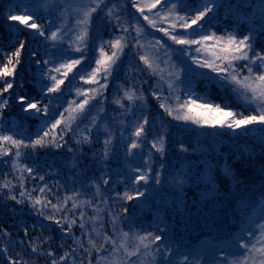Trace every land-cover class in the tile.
I'll list each match as a JSON object with an SVG mask.
<instances>
[{
	"label": "snow or ice",
	"instance_id": "obj_1",
	"mask_svg": "<svg viewBox=\"0 0 264 264\" xmlns=\"http://www.w3.org/2000/svg\"><path fill=\"white\" fill-rule=\"evenodd\" d=\"M130 3L138 14V17L130 18L131 22L125 7L113 0H86L75 7L65 4L59 13H55V9L60 6L59 0H47L40 7L45 12L55 14L49 16L43 25L37 23L40 17L27 5H17L7 12V21L23 25L42 39L43 53L32 50L29 56L33 65L43 66L45 70L39 79L33 78L38 88L37 99L23 91V80L17 83L27 39H21L18 46L10 52H0L4 57V62L0 64V122L10 104L15 103L24 114V119L40 118L42 128L34 136L21 135L17 138V134L0 127V161L7 164L8 159L11 160V173H4L5 178L0 181V202L5 200L3 193L6 190L7 200L14 201L16 205H27L36 215L54 223L62 237L72 238L75 247H69L59 255L52 250L50 238L42 233L29 240L27 247L30 254L36 257L44 255L49 264H264V164L258 169L257 178L261 182L259 198L250 203L252 198L248 196L255 184L251 161L256 149L238 148L230 152L229 157H225L214 146L196 147L184 142L177 145V152L183 154L217 151L219 159H213L221 174L215 173L211 165H206L204 171L185 170L183 175L178 174L171 182L182 190L194 177L198 186L201 183L204 185L200 197L205 206L212 204V201L217 204L235 202L233 217L241 218L239 230L235 234L231 231L225 233V242L213 245L210 253L197 252L191 254V258L190 254L185 253L179 256L178 261L172 258L173 251L180 253L179 246L175 250L172 247L176 242L175 237L170 238L169 244L163 243L166 227L141 232L127 223L121 226V222L128 219L129 207H102L110 201L100 192V183H97L96 178L90 180L97 189L92 199L80 200L83 193L78 189L70 194L66 192L61 198L59 189L53 192L49 184L44 182L47 175L58 174V170L39 174L41 165L35 158L39 150L67 148L68 152H74L73 148L68 147L65 136L71 133L77 145H90L94 142L95 131L97 140L103 136L102 151L92 161L101 172V183L104 186L110 185L112 176L124 177L126 181H130L125 184L126 191L115 193L117 199L143 201L148 195L150 182L161 185V170L165 168L162 161L166 158L167 145L165 129L168 126L163 115L157 120L144 106L146 97L143 90L137 94L136 73L145 71L159 78L154 83L140 79L141 83H149L151 97L167 117L201 128L227 129L233 133L239 130L244 136L250 132H259L261 135L256 148L261 159H264V0H192L190 5H186L184 0H130ZM220 8L225 9L232 18L229 27L218 30V25H212L206 29L205 22L211 24V20L217 19L212 14ZM101 13L113 30L112 38L101 39L92 49L95 55L89 61L86 53L93 40L94 20ZM139 18H142L146 26ZM149 29L162 35L152 36ZM149 36L151 39L146 40ZM177 51L187 57L192 65L208 70L199 73L200 76L208 78V73L215 74L214 79L209 78V83L235 93L243 101V106L251 111L245 114L227 104L206 102L203 97L198 96L191 76L194 69L187 65L183 68L177 66L173 59ZM126 57H130L127 65L124 64ZM160 62L171 69L167 75L165 69L160 68ZM121 70L128 75L132 86H120L122 96L112 100L120 111L112 119L120 126V146L124 157L136 156L146 144H150L151 149L159 154V168H154L149 160L141 157L144 163L134 168L129 165L127 173L104 172V168L108 167L110 159L118 151L114 126H110L108 118L105 93L110 80ZM77 77L81 83L69 89L68 84ZM161 82L167 84V96L163 95ZM178 85L183 86V92ZM16 88L22 94H15ZM66 89L70 93L74 92L72 99H65ZM44 100L47 103H43ZM129 115L134 118L128 119ZM84 120L88 124L81 128ZM150 135L152 138L148 139ZM29 149L30 153L26 151ZM22 156L29 158L31 163L20 164ZM246 164L247 169L244 167ZM75 166L78 167V164ZM85 168L87 169V165ZM10 175L11 179L8 178ZM37 176L41 184L27 187L28 180H35ZM49 196L57 202L52 203ZM253 203L259 209V222L256 213L248 214ZM85 205L93 209V215L88 216ZM177 207L183 211L187 206L179 201ZM49 209L52 214L46 215ZM203 215L208 218L211 228L216 223L213 219L216 215L215 205ZM103 216L111 218V234L105 230ZM89 224L92 225L91 228L88 227ZM77 225L79 236L73 232ZM22 231L25 237L29 236L28 227H23ZM4 235L7 236L8 233L5 231ZM225 243L228 245L227 249ZM43 245H48L46 252L41 251ZM0 251L7 256L8 264H32L23 258L24 254L17 253L16 257L9 255L7 247H0Z\"/></svg>",
	"mask_w": 264,
	"mask_h": 264
},
{
	"label": "trees",
	"instance_id": "obj_2",
	"mask_svg": "<svg viewBox=\"0 0 264 264\" xmlns=\"http://www.w3.org/2000/svg\"><path fill=\"white\" fill-rule=\"evenodd\" d=\"M16 0H0V52H10L18 46L21 39H27L26 50L23 53V63L19 68V76L17 77V83L20 80L25 82V88L23 91L27 92L30 96L39 98L38 88L34 84V79H39L40 74L45 70L43 66L36 67L32 64L30 60V52L36 50L39 53L44 51V43L41 38L36 36V34L25 28L23 25H18L17 22H9L6 20V14L2 13V10L6 7L8 3L14 4L12 8H15L18 3L14 2ZM14 2V3H13ZM192 0H184L186 5H190ZM225 2V0H221ZM234 2V0H233ZM255 2V0H252ZM259 2V0H257ZM124 5L125 12L129 14V20L131 22V17H138V14H133V9L131 8L130 0H125ZM11 7L9 8V10ZM8 10V11H9ZM33 11V10H32ZM38 17L37 23L45 24L47 16L49 13L33 11ZM183 14V13H182ZM218 18L211 20V24L208 21L205 22V28H209L212 25H218V30H223L228 28L232 22V18L228 15L225 9H217L213 14ZM140 19V18H139ZM112 28L106 23V19L98 21L94 20L93 27V40L91 41L90 50L86 55L91 61L92 57L95 55L92 49L99 44L101 39L108 40L112 38ZM133 35H135L133 33ZM166 39V38H165ZM170 44L171 42L168 41ZM178 47V46H174ZM195 47V46H193ZM110 51V49H108ZM127 51V50H126ZM178 54L180 53L177 51ZM178 55L174 53L173 59L178 62ZM43 58V57H42ZM130 57H126L124 64L127 65ZM4 62L3 55H0V64ZM180 64V63H179ZM163 69H165V75L171 69L165 68L164 64H161ZM187 65V64H186ZM185 66V65H184ZM183 66V67H184ZM187 66L194 69V72L191 73L192 78L195 82V91L198 96L203 97L206 102L214 103H223L232 107L238 112H244L248 114L251 109L243 106V101L239 98L238 95L232 93L230 90L219 87L215 83H209V78L214 79L212 73H208V78L202 77L199 73L208 72L206 69H201L195 65L188 64ZM182 76L184 73H181ZM138 77L135 81V88L137 94L140 90H143L146 102L144 106L149 109L153 116L157 120L160 119V116H164V121L167 124L165 129L166 140V158L163 159L165 168L161 170L162 172V184L157 186L154 184V181L150 182L148 185V195L143 201H120L115 197V193L126 191V181L124 177L112 176V183L108 186H104L101 181V172L93 164V158L97 156L98 153L102 151L103 148V136H100L99 139H96V133L93 132L94 142L90 145H77L75 143L74 137L71 133L65 136V139L68 142V147L74 149V152H68L67 148H62L56 150L53 148H47L44 150H39L35 158L39 161L41 165V172L39 174H44L45 172H52L54 169L58 170V174L47 175L45 183H48L52 188L53 192H56L59 189V195L62 198L67 192L70 194L77 189L83 194L80 196V200H90L93 195L96 193L97 189L90 183V180L93 178L97 179V183H100V192L104 194L110 201L107 205H102L105 208H119L121 205L128 206L130 211L127 214V221H122L121 226L124 223H127L129 226H134V228L140 229L141 232L144 231H156L159 227H166L167 231L163 233V243L165 245L169 244L170 238L175 237V243L172 244L173 249L177 246L180 248V253L177 254L175 251L172 253V258L179 260V256L185 253L191 254L197 252H211L213 245H220L225 242V233L231 231L233 234L239 230L240 227V217H233V209L236 207L235 202L228 204L227 202L223 204H217L216 201H212V204L205 206V203L201 200L200 194L204 188V185L201 183L199 186L194 182L193 179H190L187 184H185L181 189L177 188L171 181L172 178L178 174L183 175L185 170L196 172L197 170L204 171L206 165H211L213 171L217 174L220 173V169L216 167V161L213 157L217 156V151H209L201 153L190 152L188 154L178 153L177 145L181 142L190 144L196 147H209L214 146L219 152H223L225 157H229L230 152L236 151L238 148H253L256 149L255 156L251 161V172L254 174L255 184L250 189L248 196L250 203L253 199L259 198V188H260V179L258 177V169L264 164V159H261L259 150L256 148L258 143V138L261 135L259 132H250L248 135L244 136L239 133V130L235 133L227 129H212V128H201L191 123H184L172 120L170 117H167L166 114H163V111L158 108L157 101L151 97V88L149 83H141L142 78L144 81L157 82L158 77L152 76L148 71L144 73H136ZM67 83V82H66ZM77 77L76 80L68 84V88H72L80 84ZM163 83V82H161ZM120 86L128 88L132 86V81L128 79V75L121 70L115 78L111 79L105 95L107 96V113L110 122V126H114V136L115 144L118 149L115 156H113L108 167L104 168V172H116L123 171L127 173L128 166L138 167L144 163V159H147L151 162L154 168H159L161 162L159 154H156L154 149H151L150 144H146L142 152L137 153L136 156L125 158L123 154V148L120 146V126L116 120H113L112 117L116 116L120 111L118 106L112 103L114 98L122 96V91ZM84 87H88L84 85ZM159 87V84L157 85ZM183 92V86L178 85ZM164 92L163 95H168L167 84L163 83ZM15 94H22L19 88L15 89ZM74 92H69L65 90V99H72ZM183 99V96H182ZM171 103V101H169ZM43 103H47V100H44ZM126 103V102H125ZM139 111V110H138ZM67 115V113H65ZM131 115L128 116V119H133ZM55 119V117H53ZM88 124L87 120H84L81 124V128ZM163 127L162 125H158ZM0 127L5 128L6 130L12 131L17 134V138H20L21 135L28 137L34 136L35 133L42 130L40 118H31L24 119V114L20 112V108L15 103L10 104L9 109L7 110L3 121L0 122ZM155 133H153L154 135ZM150 135L148 139H151ZM25 151V150H22ZM29 153L31 150H26ZM143 157L144 159H142ZM75 158V163L73 159ZM8 159V158H4ZM229 159V163H231ZM20 164H30L31 161L29 158L22 156L19 161ZM11 160L8 159V163L5 164L0 161V181L4 177V173H11ZM78 164V167L75 166ZM87 165V169L85 166ZM239 167L238 165L236 166ZM247 169L248 165H244ZM11 179V175L8 177ZM227 180L226 177H224ZM57 181L59 184H57ZM41 184L38 176L35 180L29 179L27 187L31 188L33 186ZM60 185H66V188H60ZM230 186V182H229ZM17 195L19 189H16ZM223 195V191L221 193ZM5 200L0 202V247H7L8 254L16 257L17 253L24 254V259L32 262V264H49L48 259L44 255L36 257L33 254H30V249L27 247L30 239L37 237L38 235L48 236L50 238L52 250L57 253V255L62 254L63 251L68 250L69 247H75L72 238L61 236V233L57 230L54 223L44 220L41 216L36 215L33 211L29 210L27 205L20 206L16 205L14 201L7 200V191L3 193ZM48 199L52 200V203H56L57 200L52 196H49ZM114 201V203H112ZM179 201H183L184 205L187 207L182 211L180 207H177ZM135 205V208H133ZM215 205L216 215L213 219L216 220V223L209 227L208 218H206L203 213L208 212L209 208ZM70 207V204H69ZM9 208L12 210L9 211ZM88 216L93 215V209L87 207ZM259 209L253 207L249 208L248 214L252 215L257 214L256 219L259 222L258 217ZM46 215L52 214L51 209H49ZM77 217L79 213L77 212ZM110 217L103 216L105 223V230L111 234V224ZM43 225V228H41ZM23 227L29 228V236L25 237L22 231ZM89 228L92 227L91 224L88 225ZM214 229V230H213ZM125 230H128L125 228ZM255 231V228H253ZM7 232L8 235L5 236L4 232ZM73 232L76 236L80 235V230L78 225L74 227ZM225 248H228V245L225 243ZM48 250V245H43L41 248L42 252ZM80 254V250H77V255ZM0 264H8L7 256L4 252L0 251Z\"/></svg>",
	"mask_w": 264,
	"mask_h": 264
},
{
	"label": "rangeland",
	"instance_id": "obj_3",
	"mask_svg": "<svg viewBox=\"0 0 264 264\" xmlns=\"http://www.w3.org/2000/svg\"><path fill=\"white\" fill-rule=\"evenodd\" d=\"M16 3H18L20 6H24V5H27V7L33 11H39V12H44L46 13L42 7H40V5H43L47 2V0H16L14 1ZM13 2V3H14ZM53 2H55V0H53ZM86 0H59V4L60 6L57 7L55 9V13H59L62 11V9L64 8L65 4L67 5H71L73 7H75L77 4H80V3H85ZM113 2H116V3H119L121 5H123L124 7H126V5H124L125 3V0H113ZM14 4L11 5V3H8L6 5V7L2 10V13L6 14V12H8L9 8L11 7L12 9V6ZM49 13V12H47ZM55 13H49L48 16H47V19L49 18V16L51 15H54ZM133 14H135V10L133 9L132 11ZM98 21H101L102 19H106L104 16H103V13H101L97 18H96ZM140 21L142 23H145L143 22L142 18H140ZM57 23H59V21L57 20L56 21ZM74 22V21H73ZM145 26H146V23H145ZM149 31L151 32L152 36H156V37H159L161 36L162 34L156 32L155 30H152V29H149ZM148 39H151V36L149 37H146V40ZM176 54L179 56L178 57V62L180 61H183L184 63L183 64H177L178 67H181L183 68L184 65H188V64H191V61L187 58V57H184L181 55V53L178 54V52H176ZM194 54V53H193ZM161 64H164L163 62H160V68L163 69V66ZM192 65V64H191ZM166 68V66H164ZM135 81H139V80H135ZM67 116V115H66ZM118 123V122H117ZM119 125V124H118Z\"/></svg>",
	"mask_w": 264,
	"mask_h": 264
}]
</instances>
